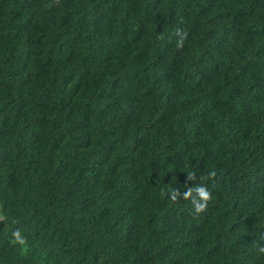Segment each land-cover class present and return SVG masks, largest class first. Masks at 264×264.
I'll use <instances>...</instances> for the list:
<instances>
[{
	"label": "trees",
	"instance_id": "obj_1",
	"mask_svg": "<svg viewBox=\"0 0 264 264\" xmlns=\"http://www.w3.org/2000/svg\"><path fill=\"white\" fill-rule=\"evenodd\" d=\"M260 247L264 0H0V264Z\"/></svg>",
	"mask_w": 264,
	"mask_h": 264
},
{
	"label": "clouds",
	"instance_id": "obj_2",
	"mask_svg": "<svg viewBox=\"0 0 264 264\" xmlns=\"http://www.w3.org/2000/svg\"><path fill=\"white\" fill-rule=\"evenodd\" d=\"M189 178H191V177H189ZM207 193H205V197L207 198ZM204 207H205V205L204 204H199V205H197V207H196V211L197 212H201V211H203L204 210ZM259 251L261 252V253H264V247H260L259 248Z\"/></svg>",
	"mask_w": 264,
	"mask_h": 264
}]
</instances>
